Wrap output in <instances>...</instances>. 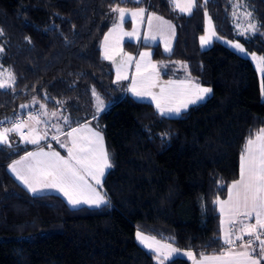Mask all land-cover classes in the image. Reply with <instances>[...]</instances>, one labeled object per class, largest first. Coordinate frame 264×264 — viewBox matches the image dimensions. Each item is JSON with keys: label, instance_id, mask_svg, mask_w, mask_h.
Masks as SVG:
<instances>
[{"label": "trees", "instance_id": "1", "mask_svg": "<svg viewBox=\"0 0 264 264\" xmlns=\"http://www.w3.org/2000/svg\"><path fill=\"white\" fill-rule=\"evenodd\" d=\"M237 3L255 32L236 31ZM141 5L174 30L170 52L155 46L153 61L185 67L161 76L211 89L177 117L128 97L99 56L112 9ZM204 13L217 40L201 50ZM219 39L264 57V0H195L186 16L167 0H0V66L15 78L0 88V121L20 116V104L32 99L61 108L70 118L64 131L95 126L112 165L101 182L107 203L72 209L56 194L30 195L5 171L33 147L0 144V264H154L135 243L136 229L195 256L224 250L216 200L238 178L246 141L264 129V71L259 88L250 62Z\"/></svg>", "mask_w": 264, "mask_h": 264}, {"label": "rangeland", "instance_id": "2", "mask_svg": "<svg viewBox=\"0 0 264 264\" xmlns=\"http://www.w3.org/2000/svg\"><path fill=\"white\" fill-rule=\"evenodd\" d=\"M181 6H184L185 0H180ZM168 8L170 11L180 14V15H189L188 13H182L179 8L175 6L174 3H172V0H167ZM143 8L145 11L142 15L133 17L131 15L132 12L138 11V9ZM125 9V18L123 22L120 21V16L118 12L111 11V15L109 18V28L104 33L103 37L101 38L99 42V56L101 59H103L106 63L109 64L112 72H113V82L115 85L119 86L121 91H123L125 94L128 95V97L136 100V101H143L150 103L156 113H158L160 116L163 117H177L182 112L186 111L190 106L196 105L198 103H201L205 101L209 95L210 92L204 94V98L202 100H198L194 104H189L187 108H182L181 112L179 114L176 113H165L161 114L160 110L156 107V102L153 100L152 96H137L132 91H130V88L132 86L133 78H135L137 82V89L140 91H150L155 96H160L161 88L165 89V94L167 95V91L169 88H176V89H183L184 95H177L173 97L169 102L168 105L170 106H177L181 104L183 101L187 99H193L195 98V95L198 94V88L196 87L198 84H196L193 81H175V80H167L164 79L161 75L163 73L165 74H174L177 71H180L182 74V71H185V67L183 63H176L174 65H170L168 62H162V61H153L152 59V53L155 46H158L160 52L163 55H167L172 46V42L174 39V30L171 25V23L166 19L155 13L154 11L150 10L147 11V7L144 5L137 6L134 8H123ZM234 26L238 34H250L252 31H245L249 25V23H252L250 20V16H247L246 13L247 10L242 6V4L237 3L234 6ZM149 17H151V22L149 23ZM157 17H160L161 19H157ZM167 22V23H163ZM253 24V23H252ZM115 25H120L119 28H116L115 31L109 35V39L107 41V44H105V36L109 34L110 30L114 28ZM169 25L171 27H169ZM158 26L163 27V32L157 30ZM135 32V36H129L125 35V33H133ZM145 36H155V40L145 39ZM201 37H207L208 43L202 44ZM217 37L214 34L211 21L209 17L204 13L203 14V32L202 35L198 37L197 44L198 48L203 50L208 48L213 41H216ZM219 42L223 44L225 47L233 51L238 56L247 59L252 68L255 71L258 85L260 88V80L261 76L263 74L262 71V64L260 61V56L255 53H247V52H241L238 49H236L233 45L237 42L235 41H227L223 39H219ZM130 44L132 47L124 48V44ZM167 48V50H166ZM107 51L108 55L112 57V59H105V52ZM141 53H149L150 55L141 57ZM131 56L132 60L131 62L125 64L123 68L121 69L120 75L124 76L127 75L128 79L124 80H117V67L122 64L123 61L127 60V57ZM137 62L140 63V73H137L136 64ZM178 72V74L180 73ZM0 81H3L6 83V85H10L12 80L10 79V74L8 71L0 66ZM169 82H173L172 84H169ZM180 82H183L181 84ZM199 88H208L205 86L198 85ZM164 102L162 101V104ZM43 105V107H41ZM166 105V106H168ZM26 106V107H22ZM52 113H56L55 116L52 115ZM19 114L17 120L13 123H10L9 119H6V122L8 123L7 126L3 127L0 132H3L5 129H13L16 125H19V131H11L7 133V143L9 142H17L18 147H33L29 151L23 153L19 157L13 159L12 161L8 162L5 166V171L15 180L17 184H19L25 191H27L30 195H41V194H56L60 196L68 205L69 208H77V207H88V208H97V206L94 205H88V204H81L79 206L73 207L68 204L67 198L63 195V193H60L54 189H46L42 191H38L37 193L31 192L28 187L23 183L21 179L17 178L16 173H14L10 168L9 165L12 164L13 161H18L21 159V157H25L27 153H35L39 152L41 149H43L45 152L49 151H57L60 153L61 156H64L65 158H68L67 148L72 147V140L73 138L77 139L78 144L82 143L81 138L90 137L91 133L87 131L88 128H91L92 131H97L95 126L91 123H84L77 125L73 128H70L66 131V127L69 125L70 118L63 113L61 108H55V109H48L43 103H41L38 100H30L26 101L19 106ZM67 118V119H65ZM5 121V120H3ZM73 129H83L79 132H73L72 137H69L67 134L69 132H72ZM261 130V129H260ZM258 130L254 136L260 131ZM57 137V139H53V137ZM43 137V139H40V142L38 144H32L28 141L33 138ZM59 141V142H58ZM60 143H64L65 147L61 148ZM246 144V143H245ZM104 145V143H103ZM50 146V147H49ZM105 148V147H104ZM245 148V145H244ZM243 148V151H244ZM241 156V155H240ZM17 169H22V165H17ZM108 168L104 170V174L107 171ZM104 176V175H103ZM103 176L100 177V180L102 182ZM89 180V183L92 184V186L96 189V191L101 195H103L101 185H96L95 181L91 180V178L86 177ZM240 178V157H239V163H238V180ZM232 183H230L227 187L226 191V197L222 200H216L217 204V212L220 214V234L219 237L222 241V243L225 245L224 250L221 253L232 251V252H242L245 249L241 247L242 241L235 240L236 235H242L243 236V243H246L248 239L250 238L248 235L244 233H240L237 231V229L241 226V221H243L244 224H255V218L254 216L251 218H246L244 216H232L230 217L225 211V213H221L220 211V203L221 201H227L229 196V186ZM37 187H40L37 185ZM104 204H101L102 206ZM99 206V207H100ZM227 207V206H226ZM223 221V225L222 222ZM137 231H140L138 229L134 232V241L135 243L142 248L143 250L151 253L153 255V263L154 264H163L165 261H168L170 259L174 258H182L188 261L189 264H214V262L207 261L203 259L207 256H214V255H199L195 256L191 251L187 250H181L177 249L171 245H168L162 241H159L155 239L154 241L151 239L150 235L140 231L145 237H148L149 239L145 242H141L137 239ZM258 231H260L258 229ZM232 234V239L235 240V243L233 245H227L224 243V237L226 234ZM261 239H264V235L261 236ZM148 245H151L149 247ZM259 245V241H256L253 247H257ZM257 250L258 247H257ZM191 253L192 255H189ZM221 253L217 254L220 255ZM167 257V259H165Z\"/></svg>", "mask_w": 264, "mask_h": 264}, {"label": "snow or ice", "instance_id": "3", "mask_svg": "<svg viewBox=\"0 0 264 264\" xmlns=\"http://www.w3.org/2000/svg\"><path fill=\"white\" fill-rule=\"evenodd\" d=\"M177 8L182 13L191 14L193 7L195 6V0H185L184 6H181L180 0H172ZM113 12H118L121 23L125 18V9L113 8ZM144 9L140 8L136 12H132L131 15L135 18L144 13ZM247 16H251V13H246ZM157 19H161L157 17ZM151 17H149V23ZM167 23V22H163ZM120 25H115L110 30L109 34L105 36V44L109 39V35ZM169 27H171L169 25ZM158 31L163 32V27L158 26ZM245 31H256V25L249 23ZM243 34V33H242ZM125 35L135 36L136 33H125ZM145 39L155 40V36H145ZM202 44L208 43L207 37H201ZM236 49L244 52V48L239 43L233 45ZM167 50V48H166ZM141 57L150 55L149 53H141ZM105 59H112L105 52ZM132 57L128 56L126 61H123L120 66L117 67V80H127V75L121 76L120 72L123 66L131 62ZM260 61L264 64V57H260ZM141 65L139 62L136 64L137 73H140ZM264 71V68H262ZM10 79L14 82L15 78L10 75ZM173 82H169L172 84ZM183 84V82H180ZM5 82L0 81V88H5ZM198 88V94L193 99H187L177 106H170L168 102L177 95H184L183 89L169 88L167 95L165 89L161 88L160 96L157 97L150 91H140L137 89V82L133 78L132 91L137 96H152L156 102L157 109L161 114L176 113L179 114L182 108H187L189 104H194L198 100L204 98V94L211 91L208 88ZM264 91V89H262ZM94 95L95 92H94ZM99 111L104 107L103 100L97 96ZM162 101L164 102L162 104ZM168 105V106H166ZM26 107V106H22ZM43 107V105H41ZM53 116L56 113H52ZM67 119V118H65ZM20 126L16 125L13 129H5L0 132V144L7 143V133L11 131H19ZM83 129H73L67 135L72 137L73 132H79ZM91 133L90 137L81 138L82 143L77 142V139L73 138L72 147L67 148L68 158L61 156L57 151L45 152L41 149L39 152L27 153L25 157H21L18 161H13L9 165V168L16 173L17 178L21 179L28 189L37 193L38 191L46 189H54L67 198L69 205L76 207L81 204L94 205L99 207L101 204L107 203L104 196H101L96 189L89 183L86 178H91L95 181L96 185H101L100 177L104 175V170L110 168L109 155L103 145V137L99 131H92L91 128L87 129ZM43 137L30 139L28 142L32 144H38ZM57 139V137H53ZM59 142V141H58ZM50 147V146H49ZM60 147L64 148L65 144L60 143ZM17 165H22V169L18 170ZM39 185L40 187H37ZM229 196L227 201H221L220 211L225 213L227 211L230 217L232 216H244L251 218L254 216L255 224H244L241 221V226L237 229L238 232L248 235L250 238L246 243H243V236L236 235L235 240L242 241L241 247L245 250L242 252L227 251L220 255L207 256L203 259L214 262V264H261L264 261V239L261 236L264 235V129H261L255 138H249L246 141L244 151L240 156V178L232 182L228 189ZM227 206V207H226ZM223 225V221L221 222ZM258 229L260 231H258ZM137 239L142 243L148 240L140 231H137ZM153 241L155 238H151ZM235 240L232 239V234H226L224 237V243L227 245H233ZM256 241H259L257 247H253ZM151 247V245H148ZM189 255H192L189 253ZM167 259V257H165Z\"/></svg>", "mask_w": 264, "mask_h": 264}, {"label": "built area", "instance_id": "4", "mask_svg": "<svg viewBox=\"0 0 264 264\" xmlns=\"http://www.w3.org/2000/svg\"><path fill=\"white\" fill-rule=\"evenodd\" d=\"M18 118L16 117L14 120H10V123H13L14 121H16ZM7 122H6V120L5 121H0V130L3 128V127H5V126H7Z\"/></svg>", "mask_w": 264, "mask_h": 264}, {"label": "crops", "instance_id": "5", "mask_svg": "<svg viewBox=\"0 0 264 264\" xmlns=\"http://www.w3.org/2000/svg\"><path fill=\"white\" fill-rule=\"evenodd\" d=\"M187 80V79H186ZM186 80H180V81H186ZM187 81H190V80H187ZM216 211H217V204H216ZM217 214H218V219H219V226H220V214H219V212H217ZM219 234H220V227H219ZM220 241H221V239H220ZM222 242V241H221Z\"/></svg>", "mask_w": 264, "mask_h": 264}]
</instances>
